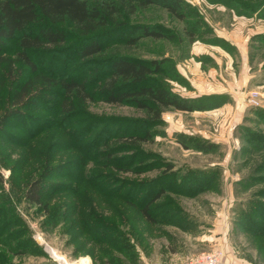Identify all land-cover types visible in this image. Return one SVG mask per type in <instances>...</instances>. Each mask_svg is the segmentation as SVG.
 <instances>
[{"label":"rangeland","instance_id":"rangeland-1","mask_svg":"<svg viewBox=\"0 0 264 264\" xmlns=\"http://www.w3.org/2000/svg\"><path fill=\"white\" fill-rule=\"evenodd\" d=\"M184 2L189 24L158 6L138 8L127 19V25L162 28L176 39L148 37L127 46L111 36L92 68L106 73L113 55L168 58L182 73L181 81L166 78L171 90L194 97L185 76L196 78L198 87L208 80L221 83L224 93L212 95L222 101L218 108L200 114L166 108L160 125H146L143 110L98 100L63 122L58 98L39 99L32 107L15 104L12 85L0 79V264H204L200 258L213 254H219L216 264H264V236L246 233L242 216L251 211V193L264 188V173L255 171L264 149L244 152L247 130L264 136V43L258 39L264 19L256 18L260 9L253 18L237 16L225 0ZM15 52L16 43L8 41L0 54ZM73 56L60 61L58 72L63 66L88 74L69 65L78 64ZM32 58L41 72H54L39 56ZM168 69L162 66L164 77L171 75ZM254 92L258 106L248 103ZM146 132L147 140L136 143ZM185 137L191 148L180 144ZM195 140L214 147L202 154L193 148ZM187 169L216 171L212 188L191 197L178 194L182 187L174 182ZM164 174L168 179L160 178ZM37 178L48 211L23 198L25 184ZM140 184L143 193L165 186L151 205L158 223H148L127 204L139 200L130 192ZM159 204L164 207L157 209ZM104 233L111 234L108 240L100 239Z\"/></svg>","mask_w":264,"mask_h":264},{"label":"trees","instance_id":"trees-1","mask_svg":"<svg viewBox=\"0 0 264 264\" xmlns=\"http://www.w3.org/2000/svg\"><path fill=\"white\" fill-rule=\"evenodd\" d=\"M223 3L231 6L237 16L246 18H253L254 12L260 9L256 18L264 19V0L258 3L225 0ZM185 5L184 0H0V53L6 42L16 43L13 56L0 54V79L4 77L12 85V99L15 104L25 103L32 107L39 99L49 102L58 98L57 110L63 122L73 119L81 106L98 100L110 105H129L143 110L146 125H160L161 114L166 108L188 113L218 108L222 105L218 96L184 97L172 91L166 78L181 81V75L168 58L142 60L113 55L109 59L106 73L105 69L100 72L92 68L94 57L103 53L104 48L108 46L103 43L111 36H120V43L127 46L135 45L141 38L176 39L175 34H165L162 28L144 24L127 25L128 15L138 8L158 6L175 19L189 24L184 14ZM187 33L191 40L194 33ZM258 39L264 43V34L259 35ZM72 53L78 64L71 62L69 65H77L75 68L88 71V74L85 72L78 75L75 70L69 69L63 71V66L58 72L60 61ZM34 55L43 59L54 72L50 75L41 72L33 61ZM58 55L62 57L59 60ZM164 64L169 66V77L163 75ZM101 73L106 77L104 81L100 79ZM36 91L40 97H32ZM247 132L251 137L246 134L245 140L249 149L244 152H258L264 149V146H256L264 144V136L250 133L249 130ZM147 138L146 132L135 137L136 143ZM183 139L180 144L185 149L191 148L187 143L189 140L186 137ZM195 142L193 148L202 154L210 152L214 147L208 140ZM133 146L136 149L139 145ZM256 169L255 171L264 173V162ZM186 172L179 182L173 181L175 184H181L182 191L179 190L178 194L182 192L191 197L212 188L216 171L187 169ZM166 175H161L160 178H167ZM260 180L264 181V176ZM1 183L0 176V185ZM143 186L140 184L136 191L130 192L137 198L135 200H139L128 201L130 203L127 204L137 208L140 216L148 223H158L159 219H155L153 214L155 208L152 209L151 205L160 198L168 185H158L159 190L156 193L155 189L150 188L143 193ZM42 190V179L28 181L24 186L23 198L26 202L48 211L47 204L43 203ZM250 199L247 200V206L251 211L246 210L242 215L248 224L244 226L245 231L251 236L263 237L264 188L252 192ZM162 207L164 205L159 204L157 209ZM110 235L106 236L104 233L100 239L108 240Z\"/></svg>","mask_w":264,"mask_h":264},{"label":"crops","instance_id":"crops-1","mask_svg":"<svg viewBox=\"0 0 264 264\" xmlns=\"http://www.w3.org/2000/svg\"><path fill=\"white\" fill-rule=\"evenodd\" d=\"M178 72H179L180 75H182V73L180 71H178ZM199 73H202V72H199ZM185 78L188 81L189 85L192 87V90L194 91V93H193L194 97L203 96V95L223 94L224 93L221 90H218V89H220L219 88L220 87L219 84H221V83H218L216 85V84H214L215 82L210 81V80H208L206 78V80H208V82L205 83V81H204L203 84L198 87L197 84H196V78H190L189 76H185ZM226 107H227V105L223 106L220 110H224ZM195 113L200 114V112L199 113L195 112Z\"/></svg>","mask_w":264,"mask_h":264},{"label":"built area","instance_id":"built-area-1","mask_svg":"<svg viewBox=\"0 0 264 264\" xmlns=\"http://www.w3.org/2000/svg\"><path fill=\"white\" fill-rule=\"evenodd\" d=\"M258 96L259 94L254 92L250 96H248V103L252 106H258L259 101H258ZM219 254H213V255H206L202 256L200 260L198 261L199 263H204V264H216L219 262L218 260Z\"/></svg>","mask_w":264,"mask_h":264},{"label":"bare ground","instance_id":"bare-ground-1","mask_svg":"<svg viewBox=\"0 0 264 264\" xmlns=\"http://www.w3.org/2000/svg\"><path fill=\"white\" fill-rule=\"evenodd\" d=\"M57 260H58V259H57ZM59 260L63 261V259H61V258H60ZM62 263H63V262H62ZM64 263H65V262H64ZM64 263H63V264H64ZM86 263H87L86 261H83L82 264H86Z\"/></svg>","mask_w":264,"mask_h":264}]
</instances>
